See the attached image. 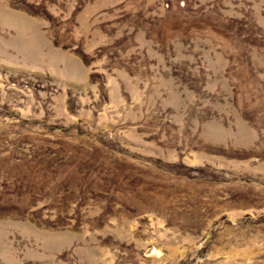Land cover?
<instances>
[{
  "label": "rangeland",
  "instance_id": "1",
  "mask_svg": "<svg viewBox=\"0 0 264 264\" xmlns=\"http://www.w3.org/2000/svg\"><path fill=\"white\" fill-rule=\"evenodd\" d=\"M0 264H264V0H0Z\"/></svg>",
  "mask_w": 264,
  "mask_h": 264
}]
</instances>
